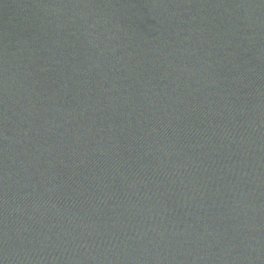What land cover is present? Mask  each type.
I'll return each mask as SVG.
<instances>
[{
  "label": "water",
  "instance_id": "1",
  "mask_svg": "<svg viewBox=\"0 0 264 264\" xmlns=\"http://www.w3.org/2000/svg\"><path fill=\"white\" fill-rule=\"evenodd\" d=\"M0 264H264V0H0Z\"/></svg>",
  "mask_w": 264,
  "mask_h": 264
}]
</instances>
